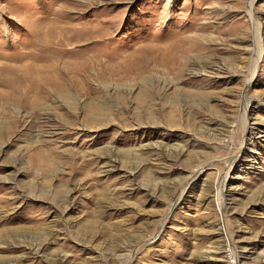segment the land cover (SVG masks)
<instances>
[{
  "label": "rangeland",
  "instance_id": "obj_1",
  "mask_svg": "<svg viewBox=\"0 0 264 264\" xmlns=\"http://www.w3.org/2000/svg\"><path fill=\"white\" fill-rule=\"evenodd\" d=\"M0 264H264V0H0Z\"/></svg>",
  "mask_w": 264,
  "mask_h": 264
}]
</instances>
